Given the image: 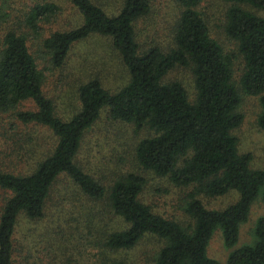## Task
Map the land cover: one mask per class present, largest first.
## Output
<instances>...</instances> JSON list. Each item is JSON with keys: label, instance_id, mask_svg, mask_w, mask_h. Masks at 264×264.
I'll use <instances>...</instances> for the list:
<instances>
[{"label": "trees", "instance_id": "1", "mask_svg": "<svg viewBox=\"0 0 264 264\" xmlns=\"http://www.w3.org/2000/svg\"><path fill=\"white\" fill-rule=\"evenodd\" d=\"M66 1L73 10L68 27H49L45 34V25L56 21L61 8L54 0H39L24 11L23 30H7L0 39V118L9 114L22 124L43 128L53 138L44 150H39L41 140L23 148L14 146L12 138L10 145L0 147V264L27 263L19 255L23 248L17 237L19 222H39L52 215L48 207L52 192L60 202L71 203L66 193L73 189L87 207L102 202L118 218L116 227L103 234V250L88 255V262L96 258L95 264H129L112 254L124 253L152 236L158 247L146 264H221L207 253L210 238L218 232L227 249L226 264H264V215L254 220L251 241L236 245L251 203L259 199L264 204V169L252 168L250 154L238 151L234 130L243 115L232 81L233 55L210 37L197 8L201 0H175L179 11L165 46L139 40L143 34L137 25L149 14L151 0ZM220 1L226 4L223 32L235 43L243 62L239 90L257 96L255 124L264 130V0ZM91 35L108 41L122 65L124 81L113 90L96 77L81 81L76 87V110L61 119L54 101L43 92L46 76L27 39H38L48 66L60 69L72 46ZM176 67L189 71L192 98L178 80L164 81ZM102 111L113 121L132 124L135 131L143 127L152 131L131 145L132 159L137 168L188 188L184 225L153 212L139 199L145 185L140 173L115 169L117 162L110 157L103 162L108 161L103 168L108 175H103L79 158L85 134ZM23 160L32 162L29 172L17 169ZM60 177L70 190L54 191ZM229 191H235L237 198L221 209L206 208L199 199ZM52 229L42 226L40 234H59ZM62 245L68 249L66 243ZM48 264L76 263L70 258Z\"/></svg>", "mask_w": 264, "mask_h": 264}, {"label": "rangeland", "instance_id": "2", "mask_svg": "<svg viewBox=\"0 0 264 264\" xmlns=\"http://www.w3.org/2000/svg\"><path fill=\"white\" fill-rule=\"evenodd\" d=\"M34 1L39 0H0V39L7 30H23L22 15ZM54 1L60 4L61 13L57 18L60 17L61 19L56 18V21H50L48 25H45L47 29L45 34L49 27L62 29L70 24L68 19L73 10L69 3L66 0ZM225 7L226 4L220 0H201L197 8L207 25L210 37L221 46L225 53L233 55L231 62L232 81L240 94L238 111L243 115L240 125L234 130L238 139V151L250 154V166L252 168L264 169V130L259 129L255 124L259 111L257 96L245 95L239 90L238 78L243 69V62L240 55L237 54L235 43L227 38L223 32ZM178 11L179 6L175 0H151L149 14L140 21L141 24L139 22L137 25L143 34L139 40L144 41L145 44L160 41L165 46L170 40V29ZM70 20L72 21L71 18ZM27 40L30 53L46 76L42 86L43 92L54 101L55 114L61 119H67L76 110V87L81 81L96 77L100 79L105 88L110 90L124 81L122 65L105 38L91 35L76 42L71 48L65 65L60 69L48 66L46 58L43 57L38 46V39L29 38ZM171 80H178L185 87L189 98H192V79L186 68L176 67L170 70L165 75L164 81ZM24 106L31 108L28 103H24ZM2 116L0 118V147L10 145L11 138L16 147L24 148L30 141L37 142L40 140L42 147L39 150L50 147L53 138L48 137V132L43 128L31 124H22L10 117L9 114ZM151 134L152 131L147 127L135 131L132 124L113 121L108 118L105 111H102L94 125L85 134L79 158L81 157L88 168H92L103 175H108L103 168L105 169L110 157H112L111 160L117 162L115 169L140 173L145 179V185L139 199L146 203L153 212L177 220L184 225L188 220L183 212L188 188L175 187L165 178L154 176L149 171L137 168L132 159L131 145L138 139ZM44 141L46 144L43 143ZM24 160L17 167L22 173L29 172L32 168V162L29 164ZM106 160L108 161L103 163ZM65 181L64 178L60 177L54 185V191L70 190V184ZM67 194L72 197L71 203L68 199L66 202L65 200L60 202L62 200L60 196L58 197L55 192H52L48 205L52 215L45 216L39 222H28L25 219L19 222L16 228L18 230L17 237L23 246L19 255L25 257L26 264H48L53 260L70 258L76 264L97 263L96 258H91L88 262L87 256L103 250L102 247L100 248L103 234L107 232L106 230L116 227L118 218L111 215L102 202L94 206L91 205L92 208H89L86 203L79 199L80 196L74 189L72 194ZM76 195L77 197H75ZM4 198H6V194L3 193L2 199ZM236 198L235 191H229L214 198L199 196L204 206L211 209H221ZM80 202H82L81 205ZM73 205L75 207L72 208ZM88 214L91 216L89 220ZM262 215H264V204L256 199L250 205L246 222L239 226L237 246L251 241V228L254 220ZM69 216H78L85 223L79 218L70 221ZM47 224L49 228L58 230L59 234H48L47 237L40 234L42 226ZM62 243H66L68 249ZM157 247L156 239L152 236H146L124 253L112 255L122 258L129 264H146ZM207 253L221 264H226L227 249L223 246L218 232H215L210 238Z\"/></svg>", "mask_w": 264, "mask_h": 264}]
</instances>
